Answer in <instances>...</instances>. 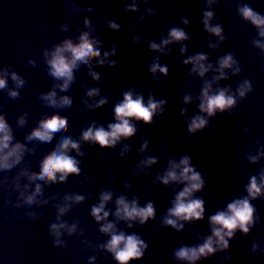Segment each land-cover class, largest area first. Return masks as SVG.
<instances>
[{
    "label": "water",
    "instance_id": "95a60500",
    "mask_svg": "<svg viewBox=\"0 0 264 264\" xmlns=\"http://www.w3.org/2000/svg\"><path fill=\"white\" fill-rule=\"evenodd\" d=\"M81 6V11L72 13L68 11L63 0H0V70L11 65L10 71H16L24 77L28 83L20 90V96L12 100L7 96V89L0 90V112L6 113V119L12 126L16 139L24 142V136L37 126V122L45 114L51 116L59 113L66 116L69 128L65 135H72L78 139L80 131L89 126L91 121L97 125L107 128L108 123L115 122L113 109L117 102L122 100L121 92L127 87L138 84L140 89L153 90L157 100L167 99L165 112L155 119L152 125L145 126L138 122L139 131L130 140H124L118 144L115 150L101 149L99 145L92 147L82 144L81 150L86 155L81 158V175L70 176L67 183L56 184L51 187L45 186L44 193L49 195L59 193V197L51 203L59 202L65 194H80L86 197L83 204L73 205L72 211L64 217L69 224L79 220L80 227L85 228V236L95 245L103 243L110 237L100 234V227L90 216L91 207L99 203L100 193L105 190L113 192V200L106 206V210L115 211V199L124 195L129 200L136 197L141 207L149 201L156 207V220H150L144 226L134 224L133 228L126 227L124 222L118 223V229L127 234L135 232L140 235L149 248L144 258L132 261L130 264H186V262L174 261L172 253L182 245L193 246L201 243L200 236L211 235L208 224V216L215 214L218 210H225L228 202L241 195H246L244 186L252 175H256L264 160L257 165H250L244 158V152L248 148H255L257 139L264 142V70L260 65L264 63L257 56L256 49L249 41L257 35L256 30L246 24L237 15L236 3H247L255 11L264 14V0H220L218 6H214L216 21L221 23L227 41L221 45L218 51L208 49L206 41L210 37L203 31L201 24L202 13L206 10L204 0H150L148 5L141 4V9L153 7L158 10V15L148 18L145 23L135 26V34L143 36L139 45L133 44L132 33L127 31L134 19L138 20L142 12H126L124 5L131 0H76ZM87 5L93 7V12L83 11ZM99 14V16H97ZM88 16L98 29L93 35L101 40V51H110L109 45H115L117 55L110 57L117 61L116 68H104L96 66L95 71L101 73L105 83L97 85L88 75V69L81 64L74 70L75 80L67 92H57L59 95H68L73 99V110L67 107L55 109L44 106L37 98L40 92L51 90L54 81L45 71L41 49L50 47L52 43H59L65 36L75 38L78 29H84L83 18ZM187 16L189 25L180 24V18ZM109 19L119 23L121 31L113 32L104 27V21ZM68 21V31L61 32L59 26ZM215 20L213 23L216 22ZM165 25L183 27L190 36L189 41L184 43L188 47L186 54L180 53V45L170 46V56H160L161 65H168L169 76L161 77L159 85H156L147 72V66L155 58L157 53L148 49V40L155 39L159 43L161 35H167ZM194 45H199L195 47ZM204 52L209 55V62L215 64L219 56L233 52L238 60L242 73L233 76L227 81H220V86L231 85L233 90L242 78L249 79L253 84V93L240 105V111L235 116L227 113L219 114L213 121L215 130L205 129L204 132L189 137L180 110L183 105L181 90L199 95L200 86L203 81L190 75L191 66H184L179 61L186 59L189 55ZM28 59L36 61V67L28 65ZM95 60L92 64L95 65ZM211 73L207 78H211ZM192 80L189 84L188 81ZM101 89L100 96L108 97V104L94 111H81L85 106L81 103L86 99V91L89 87ZM215 87V86H214ZM8 88H14L11 78H8ZM147 101V91H143ZM100 97L89 100L95 103ZM198 101L188 105V116L196 114ZM25 111L28 112L27 125L24 128L16 127L17 118ZM248 128L249 134L243 135V130ZM150 141L149 151L138 154L141 138ZM61 139L59 134L54 136L51 143L40 144L39 141L27 142L28 147L37 146L35 155H26L25 160L30 162L31 170L39 171V160L49 150L53 149ZM181 141L183 143H181ZM128 144L131 151L123 158L120 152L123 145ZM167 151V155L162 154ZM75 156V152L70 153ZM188 154L192 157L193 166L206 178V188L202 195L205 200V218L194 224H186L182 232H176L171 228H160V217L166 214L167 209L172 206V201L182 185L163 186L159 182L153 185L157 174H163L167 168L169 159H179L181 155ZM157 156L158 163L145 171L133 175L140 160L146 156ZM17 169H14L15 172ZM115 177L110 178L109 173ZM2 176V174H0ZM87 177H91L87 180ZM24 182H27L26 180ZM83 182V184L81 183ZM125 184H130L126 188ZM15 200V194L12 195ZM260 216V224L254 227L247 236L237 231L236 236L230 241L229 253L231 260L225 264H264V253L252 256L249 252L251 245L258 242L264 247V200L252 202ZM41 211L37 209V212ZM44 216L37 222L31 223L26 217L16 218L12 216L11 210L4 207L3 192H0V264H88L87 257L92 255L91 250L81 253L77 259V248L79 239L76 236L69 238L68 250H61L52 245L48 235V225L55 222V209L48 207L43 209ZM23 212V209H17ZM7 214L9 220L3 219ZM115 218L110 214L109 221ZM12 224L16 227L12 228ZM156 228L157 231H151ZM35 233V238L32 234ZM67 238V237H65ZM107 255V259L105 258ZM218 253L197 264H217L223 256ZM96 264H116L110 254H101L97 257Z\"/></svg>",
    "mask_w": 264,
    "mask_h": 264
},
{
    "label": "clouds",
    "instance_id": "9594fccd",
    "mask_svg": "<svg viewBox=\"0 0 264 264\" xmlns=\"http://www.w3.org/2000/svg\"><path fill=\"white\" fill-rule=\"evenodd\" d=\"M206 10L202 13L201 24L203 31L210 37H214L215 41L208 39L206 41L208 49L213 52L218 51L224 44L228 36L225 35L223 25L216 21L214 6H218L220 0H204ZM234 3L235 0H229ZM150 0H131L130 3L124 5L126 12L138 13L142 12L139 19H134L127 31L132 33V43L139 45L144 39L143 36L135 34V26L143 24L150 17L158 15V10L153 7H145L141 9V4L148 5ZM64 7L72 12H80L81 6L76 0H63ZM238 17L246 24H250L257 35L253 37L249 43L256 49V55L264 60V14L255 11L247 3L235 4ZM93 7L87 5L83 11L93 12ZM99 16V14H97ZM216 21L213 23V21ZM190 23L187 16L180 18V24L188 26ZM84 29H78V36L75 38L65 36L59 43H52L50 47L41 49L42 58L45 65V71L54 81H62L61 83H53L51 90L40 92L38 99L44 106L55 109L73 110V99L68 95H59V92H67L75 80L74 70L78 69L82 64L88 69V75L97 85L105 83L102 80L101 73L95 71L96 66L104 68H116L117 61L110 59L117 55L115 45H109L110 51H101L102 41L97 39L93 33L98 29V25L94 24L88 16L83 18ZM104 27L113 32L121 31V25L115 20L109 19L104 21ZM167 28L166 37L162 34L159 43L155 39L148 40V49L157 53L155 58L147 66V72L151 74L152 80L159 85L160 78H167L170 74L168 65H161L160 56H170L172 54L170 46L173 44L180 45V53L186 54L188 51L185 41L190 40V36L183 27L165 25ZM61 32L68 31V21L59 26ZM198 47L199 45H194ZM95 60V65L92 61ZM28 65L36 67V61L28 59ZM184 66H191L190 75L194 78L199 77L203 83L200 86L199 95H193L191 91H183L182 101L184 107L180 110V116L183 117L187 134L193 137L198 133H202L205 129L215 130L213 121L219 114L227 113L235 116L240 111L241 103L253 93V84L247 78H242L237 82L233 90L231 85L220 86V81H227L233 76H240L242 69L233 52L225 53L216 59L215 64L209 62V55L204 52H198L195 55H189L186 59L179 61ZM11 65L5 66L0 70V90L7 89V96L16 100L20 96V90L26 86L28 81L19 75L16 71H10ZM264 70V63L260 65ZM211 73V78H207ZM14 83V88H8V78ZM189 84L192 80L188 81ZM215 86V87H214ZM140 89L139 85H132L121 92L122 100L117 102L113 109V123H108L107 128L103 125H97L96 121H91L89 126L81 129L78 139H74L72 135H65L69 128L68 118L59 113L51 116L44 115L37 122V126L24 136V142L15 138L12 126L6 119V113L0 112V192H3L4 207L11 210L12 216L20 218L26 217L31 223L39 221L44 216L43 209L49 206L55 209V222L48 225V235L55 248L68 250L69 238L76 236L79 239L77 248V259L81 253L91 250L93 253L87 257L88 264H96L97 257L101 254H110L116 264H130L132 261H139L144 258L149 248L148 243L135 232L127 234L125 231L118 229V223L124 222L126 227L131 229L134 224L144 226L150 220H156V207L154 203L149 201L143 207L140 206L136 197L129 200L124 195H120L115 199V211L106 210V206L113 200V192L105 190L100 193L99 203L91 207V218L100 225L98 231L104 236L110 237L103 243L93 244L92 241L85 236L86 227H80V221L77 220L71 224L64 219L69 212L72 211L73 205L83 204L86 200L84 195L65 194L63 198L52 204L51 202L59 197V193L45 197V186L51 187L58 183L64 184L68 182L70 176L81 175L82 159L86 153L81 150L82 144H89L92 147L99 145L101 149L115 150L116 146L124 140L134 138L139 131L138 122L149 126L155 122V119L162 116L165 112L167 99L157 100L153 90ZM143 91H147V101H145ZM101 89L97 87H89L86 91V99L81 103L85 106L81 111H94L108 104L107 96H100ZM100 97L95 103H89L90 99ZM198 101V112L188 116V105L193 101ZM3 105H0V110ZM28 112L25 111L16 120L18 129L27 125ZM249 129L243 130V135L249 134ZM59 134L61 139L59 143L49 150L42 159L39 160V171L31 170L30 162L25 160L26 155H35L37 146L34 144L28 147L27 142L39 141L40 144L51 143L54 136ZM181 143H183L181 141ZM150 141L142 137L138 154L149 151ZM256 147L248 148L244 152V158L250 165H257L264 160V142L257 139ZM128 144L123 145L120 157L123 158L130 152ZM75 152V156L70 153ZM164 155L167 151L164 150ZM158 163L157 156H146L136 166L133 175H137L140 171ZM14 169H17L15 172ZM110 178L115 177L109 173ZM90 180L91 177H87ZM27 182H24V181ZM159 182L163 186L182 185V190L178 191L172 206L167 209L166 214L160 217L159 227L171 228L176 232H182L186 224H194L205 218V200L202 195L206 188V178L192 164V157L183 154L180 158L169 159L167 168L163 174H157L156 179L152 182L155 185ZM83 184V182H81ZM126 188H130V184H125ZM246 195H241L228 202L225 210H218L215 214L208 216V224L211 235L204 234L199 237L201 243L193 246L182 245L175 249L172 253L174 261L186 262V264H197L198 261L210 259L218 253L224 255L217 261V264H225L231 260L229 253L230 241L236 236L237 231L244 236L250 234L251 230L258 226L261 222L257 209L252 203L256 200H264V166H261L256 175H252L248 183L244 186ZM15 194L16 199H12ZM17 209H23V212H17ZM37 209L41 211L37 212ZM110 214L114 216V221H109ZM5 221L9 220L7 214L4 215ZM16 225L12 224V228ZM151 231H157L152 228ZM35 233L32 234L35 238ZM67 237V238H65ZM249 252L252 256L264 253V247L258 242H254ZM107 259V255H105Z\"/></svg>",
    "mask_w": 264,
    "mask_h": 264
}]
</instances>
